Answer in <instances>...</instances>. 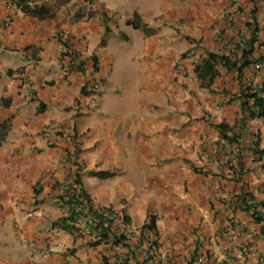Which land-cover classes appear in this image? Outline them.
Wrapping results in <instances>:
<instances>
[{
  "label": "crops",
  "instance_id": "obj_1",
  "mask_svg": "<svg viewBox=\"0 0 264 264\" xmlns=\"http://www.w3.org/2000/svg\"><path fill=\"white\" fill-rule=\"evenodd\" d=\"M10 1L0 0V264H145L150 219L168 264L203 254L264 264V118L241 96L262 82L252 65L264 60V0H23L48 7L43 16ZM63 28L89 72H65ZM212 52L249 63L240 74L218 60L210 81L196 66ZM23 69L32 99L19 92ZM78 180L127 216L129 238L112 224L96 242L92 225L67 219L62 196Z\"/></svg>",
  "mask_w": 264,
  "mask_h": 264
},
{
  "label": "clouds",
  "instance_id": "obj_2",
  "mask_svg": "<svg viewBox=\"0 0 264 264\" xmlns=\"http://www.w3.org/2000/svg\"><path fill=\"white\" fill-rule=\"evenodd\" d=\"M15 1L16 0H11L10 2H9V5L11 4V5H13L14 3H15ZM49 1H52V0H49ZM36 5H39V4H36ZM35 5V6H36ZM14 6V5H13ZM26 6H29V7H31V6H34L33 5V2L32 1H23V0H17V6H14V7H16V8H18V9H23V11H24V8L26 7ZM116 18H121V16L120 15H116ZM7 19H9V21H10V18H7ZM7 19H6V22H9V21H7ZM63 29H67V28H63ZM62 30V29H61ZM69 30V29H68ZM60 31V30H59ZM58 31V32H59ZM70 31V30H69ZM57 32V33H58ZM71 33V32H70ZM56 36H57V34H56ZM58 38V37H57ZM241 38H243V39H240L239 40V42L238 43H236V44H234V47H236V48H239L240 49V51L241 52H243L244 50H246V42H245V39H244V36H242ZM59 39V38H58ZM71 39H72V35H71ZM60 41V40H59ZM72 41V40H71ZM80 41L81 42H84L85 41V38H81L80 39ZM240 42H242L243 43V46L242 47H240ZM60 43H61V41H60ZM61 45H62V43H61ZM73 45V44H72ZM63 46V45H62ZM75 46V45H74ZM76 47V46H75ZM63 49H64V53H63V58H62V66H63V68H65V72L67 73L68 71L67 70H74V71H77V72H79V73H87V72H89L90 71V69L87 67V65H86V63L84 62V60H83V63L86 65V68L89 70V71H86L85 69H83V70H77V69H72V68H70V67H68V65H67V63L64 61V58H65V54H66V49H65V47L63 46ZM81 52V51H80ZM82 54V53H81ZM82 59H83V56H82ZM261 61H263L264 62V60L263 59H261V60H258V61H255L254 63H253V65H252V67H253V69H254V65L255 64H257L258 62H261ZM67 69V70H66ZM23 70H26V69H23ZM22 70V71H23ZM255 70V69H254ZM21 71V72H22ZM28 71V70H27ZM256 71V70H255ZM20 72V73H21ZM20 73H19V75H20ZM21 78V77H20ZM252 80V79H251ZM253 80H255L254 78H253ZM264 80V77L262 76V81ZM256 81V80H255ZM257 82V81H256ZM95 83H99V85H100V88H101V80H99V81H94L92 84H90L91 85V89H92V91H94V92H98V91H100V88L99 89H95V87H94V85H95ZM261 84H262V82H257V84L256 85H252L251 84V82H250V79L247 81V84H246V86L247 87H251L253 90L255 89V88H257V87H260L261 86ZM35 95V94H34ZM25 98V97H24ZM32 98H34V96L32 97ZM32 98H26V99H32ZM53 129H54V127H52ZM54 130H56L57 131V129H54ZM46 131V130H45ZM56 131H55V133H56ZM44 132V131H43ZM42 132V133H43ZM67 133L66 131H58V133L61 135V137L62 138H65V137H63L62 136V133ZM42 133H40V135L41 136H43L42 135ZM54 133V134H55ZM69 135V134H68ZM52 136V135H51ZM50 136V137H51ZM44 137V136H43ZM49 137V138H50ZM71 135H69V138H65V139H71ZM44 138H47V137H44ZM77 182H80L79 180L78 181H75L72 185H71V187H69V189H68V193H71V194H74V200L73 201H71V202H68V203H64V201L62 200V203H63V208H64V210H65V212L67 213V215L69 216V215H71L72 213L74 214L75 213V215H77V218H76V220H75V222L76 223H80V222H84V223H87V224H89V225H92V228H93V230H94V233H95V238H96V242H100V241H106V237L105 236H103L102 235V230H103V228L106 226H109V225H117V226H119V228L122 230V235L124 236V237H127V238H129L130 237V235H132V232H133V230L129 227V222H128V220H127V216L124 214V213H122L116 206H114L112 203H108V202H106V203H95V201H93L90 197H87V195L85 196L84 194V190H83V188L81 187V184L80 183H77ZM77 192H79V196L77 197ZM67 193V194H68ZM66 195V194H65ZM65 200H67V197H65ZM104 204H110L111 206H113L117 211H118V214H119V217H121V218H123L124 219V222H125V227L124 226H121L120 225V223H119V221H109V220H107V219H105L104 217H103V215H102V212H101V207H102V205H104ZM81 208L80 210H78V208ZM88 214H91V215H93L95 218H96V221L95 222H90V221H88L87 219H86V216L88 215ZM74 222V221H73ZM127 229H130L131 230V233L130 234H127ZM143 231L145 232V233H147V238L148 239H146L147 240V242H148V244H150L149 245V249L146 251V253H145V255H146V259H145V264H153V257H154V255H155V253H158L159 251H161V250H163V249H165L166 251H167V253H168V259H167V261L165 262V263H161V264H168L169 263V255H170V252H169V249L167 248V247H165V246H161L160 244H158V242L156 243V239H157V237H156V234H155V232H154V228H153V219H150L149 220V222L143 227ZM126 238V239H127ZM98 239V240H97ZM212 239V240H211ZM94 240V239H93ZM209 242H212V241H215V236H213V237H210L209 239ZM126 241V240H125ZM61 243H64V242H61ZM60 243V244H61ZM64 246H65V243H64ZM154 247H156L157 249L156 250H151V249H153ZM63 248V247H62ZM119 258H121V261H118V259ZM200 259H203V261L202 262H200ZM114 260H115V262L116 263H118V264H124V258L123 257H118V256H116V257H114ZM208 261V258H207V256L206 255H202L201 257H199L198 258V264H220V260L218 259V258H216L215 260H214V262H212V263H210V262H207Z\"/></svg>",
  "mask_w": 264,
  "mask_h": 264
},
{
  "label": "built area",
  "instance_id": "obj_3",
  "mask_svg": "<svg viewBox=\"0 0 264 264\" xmlns=\"http://www.w3.org/2000/svg\"><path fill=\"white\" fill-rule=\"evenodd\" d=\"M13 5L17 6V0L15 1V3ZM7 21H9V19H7ZM57 37L59 38L62 45L66 49L64 61L67 63L68 67H70L72 69H77V70L85 69L86 71H89L86 68V65L83 63L82 54H81L80 50L77 47H75L74 45H72L70 31L68 29H62L57 33ZM242 46H243V43L240 42V47H242ZM254 69L258 73H261V75L264 77V62L263 61L255 64ZM20 77H21V81L19 84L20 94L25 98H32L35 94V91H34V83H33L31 75L29 74V72L27 70H23L20 73ZM250 82L252 85L257 84V82L253 79L252 80L250 79ZM94 87H95V89H99L100 88L99 83H95ZM54 133H55V130L52 127H50V128H47V130L44 131L42 133V135L44 137L49 138ZM62 136L65 138H69L68 133L63 132ZM78 196H79V192H77V197ZM80 209L81 208L79 207L78 210H80ZM101 212H102V215L105 219H107L109 221H119L120 225L125 227L124 219L119 217L118 211L113 206H111L110 204L102 205ZM86 219L90 222L96 221V218L91 214H88L86 216ZM126 232H127V234H130L131 230L127 229ZM60 246L64 247V243H61ZM167 259H168V253L165 249H163V250L159 251L158 253H155L152 261H153V264H161V263H165L167 261ZM118 261H121V258H119ZM202 261H203V259H200V262H202Z\"/></svg>",
  "mask_w": 264,
  "mask_h": 264
},
{
  "label": "trees",
  "instance_id": "obj_4",
  "mask_svg": "<svg viewBox=\"0 0 264 264\" xmlns=\"http://www.w3.org/2000/svg\"><path fill=\"white\" fill-rule=\"evenodd\" d=\"M29 6H26L25 8H28ZM29 9V8H28ZM49 11V8L45 5H36L32 7L29 12L34 15L43 16ZM137 16L134 17L133 20H131V24L135 28L141 27L140 23L137 20ZM247 55V50H244L242 52V58ZM247 59V58H246ZM244 60V62L241 65H238L237 60L230 61V59H226L225 56H219L215 53H209L208 57L204 60L203 63L198 64L196 66L197 72L204 78L206 76H209V80L211 81L216 75V69L215 65L218 60L225 61V63L237 67L240 74H242L243 67L249 63V59ZM241 96L245 99L244 101V107L248 114L250 116H259L264 118V80L262 81V84L260 87L255 88L254 90L249 86L246 85L242 88ZM252 100L251 103H249V100ZM226 126V125H225ZM224 125H221V128L225 127ZM2 133V131H0ZM232 141H237V136L231 138ZM257 152L260 154H264V149H260L259 146L257 147ZM86 196V194H84ZM65 197H67V200H65ZM64 196H62V200L64 203H68L74 200V194L68 193ZM256 220H263V216L261 215L260 211H257L254 207V211L252 212ZM77 218V215L75 213L69 215L67 217L68 220L75 221ZM109 230V227L105 226L102 230V235L106 236L107 231Z\"/></svg>",
  "mask_w": 264,
  "mask_h": 264
},
{
  "label": "rangeland",
  "instance_id": "obj_5",
  "mask_svg": "<svg viewBox=\"0 0 264 264\" xmlns=\"http://www.w3.org/2000/svg\"><path fill=\"white\" fill-rule=\"evenodd\" d=\"M121 16V15H120Z\"/></svg>",
  "mask_w": 264,
  "mask_h": 264
}]
</instances>
